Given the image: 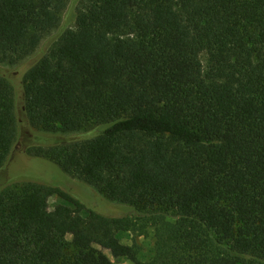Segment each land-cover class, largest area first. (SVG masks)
Here are the masks:
<instances>
[{"label": "trees", "instance_id": "obj_1", "mask_svg": "<svg viewBox=\"0 0 264 264\" xmlns=\"http://www.w3.org/2000/svg\"><path fill=\"white\" fill-rule=\"evenodd\" d=\"M69 2L0 0V170L21 100L86 183L11 179L0 264H264V0H87L75 27ZM131 212L155 228L149 263L117 235Z\"/></svg>", "mask_w": 264, "mask_h": 264}, {"label": "rangeland", "instance_id": "obj_2", "mask_svg": "<svg viewBox=\"0 0 264 264\" xmlns=\"http://www.w3.org/2000/svg\"><path fill=\"white\" fill-rule=\"evenodd\" d=\"M86 2L87 0H70L64 13L62 26L69 24V27H75L74 18H76L79 10L84 8ZM62 30L63 29L60 28L52 32L41 44L40 49L36 51L35 56L29 59V62L31 63L49 52L54 47ZM203 59L205 61L206 56H203ZM18 110L17 114L22 125L20 126L18 139L12 148L7 162L0 170V191L11 186V183L16 180L11 181V179L18 178V176H22L24 173L35 174L50 183H56L74 192H76V183L80 182L86 184L79 177L65 173L61 167L50 160L49 150L51 146L49 145L52 138H47L48 136H44L43 133H41L42 131L31 128L27 122H25L26 113L24 111V103L21 100ZM43 142H45V146L42 145ZM39 146H43L44 155L35 153V149ZM70 181L73 182L70 183ZM91 189L102 197L105 196L96 191L93 187H91ZM97 200L100 202L99 204L103 203L98 198ZM60 203H63V201L59 197L54 196L49 200V207L53 209ZM125 221L127 223L126 228L117 232L118 237L123 243L135 247L138 252V258L142 263L151 262L155 256L156 238L155 228L152 225L150 216L131 212L125 217ZM103 251L110 257L114 264H134L125 257L115 258L110 251Z\"/></svg>", "mask_w": 264, "mask_h": 264}]
</instances>
